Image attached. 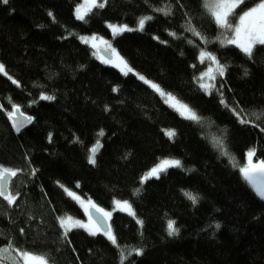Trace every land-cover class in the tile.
<instances>
[{
  "label": "trees",
  "instance_id": "obj_1",
  "mask_svg": "<svg viewBox=\"0 0 264 264\" xmlns=\"http://www.w3.org/2000/svg\"><path fill=\"white\" fill-rule=\"evenodd\" d=\"M80 1L0 0L6 72H0V166L18 173L9 181L15 204L0 197V247L12 241L50 264H264V200L239 171L249 149L264 160V117L252 115L264 110V45L249 59L226 44L232 33L216 25L206 0H100L105 7H93L84 21L75 17ZM257 2L248 0L242 10ZM146 16L152 19L143 31L112 36L107 26L135 29ZM89 34L111 39L136 73L187 104L199 120L184 119L137 75L96 58L79 39ZM202 50L226 66L212 94L196 80L206 65L198 59ZM13 105L31 117L19 132L8 116ZM237 112L248 123H240ZM166 157L181 160L183 168L141 183ZM63 187L104 210L115 200L130 203L134 215L113 211L108 220L116 246L101 233L64 229L60 219L85 215ZM186 192L199 202L193 205ZM169 221L179 229L175 236L168 235ZM13 261L5 264H20Z\"/></svg>",
  "mask_w": 264,
  "mask_h": 264
},
{
  "label": "snow or ice",
  "instance_id": "obj_2",
  "mask_svg": "<svg viewBox=\"0 0 264 264\" xmlns=\"http://www.w3.org/2000/svg\"><path fill=\"white\" fill-rule=\"evenodd\" d=\"M3 3L7 4L8 0H2ZM248 0H212V2L206 5L209 8L210 14L214 19L216 25L221 29L230 30L232 35L226 40V44L235 45L240 49L249 59L254 58L255 55V46L264 45V0H258L252 7L248 8L246 11L242 10V6L246 5ZM93 7L104 8L105 3H95L93 0ZM237 9H241V11H237ZM163 11V10H161ZM165 14H171L169 12H165ZM51 16L52 14L49 13ZM238 17V23L233 24L231 18ZM76 19L84 21L85 15L81 13L80 9L76 10ZM151 16H146L140 18L138 20L137 28L133 29L127 25H108L111 29L113 36H118L128 31H143L145 24L147 21L151 20ZM193 34L200 36L201 33L193 30ZM175 35V34H172ZM83 39V38H82ZM94 40L95 37H92ZM85 43L88 41L84 39ZM101 43H105L107 46L105 48V52L111 53V55L105 59L104 63H111L114 67H120L121 71L124 75H128L132 73L137 75V77L143 81L145 84L149 85L156 93H158L162 98H165V102L167 101H175L174 104L170 106L173 107L177 113L183 117L184 119L198 121L199 117L193 112L188 105L181 102L177 97H175L171 93H167L163 90L158 84L155 82H150L141 74L135 73L134 70L128 65V63L117 53L116 49L112 47L111 44H107L106 41H101ZM93 47H96L94 44ZM201 63H204L206 60L210 62L211 65L215 66L213 70L212 67H209L207 73L201 74L200 77H197V83L199 88L202 91H205L206 94H212L213 89L215 88V78L216 76H224L226 71V66L219 63L217 57L211 52L202 50L199 53L198 57ZM126 69V71H125ZM4 70V66L0 64V72ZM247 71L245 75H247ZM205 77H207V82H205ZM14 84L15 80L12 81ZM116 91V89H114ZM41 100H52L54 97L41 95ZM221 103H224L221 100ZM235 112V110H234ZM23 117L24 114L20 112L18 106L13 105L12 110L8 112L9 119H13L16 114ZM239 117L240 123H248V120L240 117L239 113H235ZM257 120L264 117V110L259 111L258 113L252 114ZM27 123H31V117H24L23 119H15L13 126L17 131H20ZM101 135L103 133L101 132ZM166 135L169 139H173L175 136L174 130H169L166 132ZM99 143V141H97ZM217 146L224 148L221 142L217 141ZM97 149L93 147L91 149V154L88 156V163L95 165L96 158L95 153ZM222 155L229 156L231 160H235L234 157H231L230 154L224 149L221 153ZM255 156V151L249 150L246 153V165L239 167V171L242 175V178L252 186L257 196L264 200V160H258L253 162V157ZM169 168H183V163L179 159H163L159 164L149 170L145 177L142 178L141 183L144 180L155 177L159 178L161 173H166ZM18 175L17 171L12 170L6 166H0V197L3 198L4 201L7 202L8 206H13L17 201V195H13L9 191V181ZM33 175H35V170L33 171ZM139 192V189H137ZM69 196L72 195L71 192L68 193ZM187 199H189L193 205H196L199 202V197L192 193H185ZM89 203V208L85 209V212L88 214L89 223L84 224L80 221H73V226L76 228H84L89 231V234L92 236L97 235V233H102L107 240L113 245L116 246L118 244V238L113 233L111 227L107 224V221L111 218L112 213L110 211H105L103 208L98 207L96 204ZM116 204L119 206L120 210L127 209L129 215H134L132 211L131 205L128 201H117ZM93 212L95 215H93ZM61 225L65 223V221H60ZM137 223H142V221H137ZM219 227V225H217ZM68 231H71L69 229ZM167 231L169 236H175L178 234L179 229L176 227L174 221H169L167 225ZM24 229H21V234H23ZM67 235V233H65ZM10 252H15L17 260L20 264H50L47 257L43 255L34 254L28 250L18 249L13 246V242L9 241L6 247H0V264H5L7 254ZM136 255H142L143 250L137 249L135 250ZM123 255V254H122ZM121 264H124L123 259H121Z\"/></svg>",
  "mask_w": 264,
  "mask_h": 264
},
{
  "label": "rangeland",
  "instance_id": "obj_3",
  "mask_svg": "<svg viewBox=\"0 0 264 264\" xmlns=\"http://www.w3.org/2000/svg\"><path fill=\"white\" fill-rule=\"evenodd\" d=\"M100 0H95V3H99ZM212 2V0H206V4H210ZM93 8V0H81L78 5L76 6L75 8V17H76V10L77 9H80L81 13L82 14H87L91 9ZM209 10V8H208ZM210 12V11H209ZM110 25V24H107V26ZM112 25H119V24H112ZM128 26V25H127ZM109 28V27H108ZM131 28V27H130ZM110 29V28H109ZM111 31V29H110ZM111 35L113 36L112 32H111ZM92 37H95V39L93 40ZM83 38V39H82ZM79 39L83 42L84 39H86L88 42L86 43L87 45H89L91 48H92V52H93V55L98 58L100 61H104L105 59L98 53V49L99 48H102V49H105L106 48V44L105 43H101V41H106L107 44H111L112 45V42H111V39H107V38H103V37H99L95 34H89V35H83V36H80ZM85 43V42H84ZM96 45V47H93V45ZM112 47L114 48V46L112 45ZM117 51V50H116ZM118 53V52H117ZM119 54V53H118ZM206 62V65L203 67V71L201 74L203 73H207L208 70H209V67H212L213 70L215 69V66L214 65H211L209 61H205ZM104 63V62H103ZM1 64V63H0ZM107 65H110L112 67H114L111 63H105ZM116 69H118L121 73V68L120 67H114ZM132 68V67H131ZM133 69V68H132ZM134 70V69H133ZM126 71V69H125ZM3 72H5V70H3ZM134 72L136 73V71L134 70ZM6 73V72H5ZM200 74V76H201ZM199 76V77H200ZM150 81V80H149ZM150 82H153V81H150ZM205 82H207V77H205ZM165 102V98H162ZM168 106H170L171 104H174L175 101H167L165 102ZM185 104V103H184ZM187 105V104H186ZM171 107V106H170ZM189 107V106H188ZM173 108V107H172ZM193 112L194 110L189 107ZM249 150H253V149H249ZM248 150V151H249ZM247 151V152H248ZM246 152V153H247ZM168 159H177V158H172V157H166ZM165 159V158H163ZM163 159L159 160L155 165H153L152 167H150L142 176L145 177L146 174L149 172L150 169H152L153 167H155L157 164H159ZM258 160H255L254 157H253V162H256ZM246 165V158H245V162L242 166H245ZM249 186L252 188V186L249 184ZM63 189L65 190V192L68 194L69 192L72 193V195L70 196L72 199H74L77 204L80 206V208L82 209L83 213H84V218H81V219H78V218H73V217H67L64 221L65 223L63 224L64 225V229L68 230L70 228H76L73 226V221H80L81 223H84V224H88L89 223V217H88V214L85 212V209L89 208V201H91L90 199L88 198H85L83 196H81L80 194H78L76 191L72 190V189H69V188H66V187H63ZM253 189V188H252ZM254 190V189H253ZM69 196V194H68ZM119 201V200H115L113 202V207L111 210H105V211H110L111 213H113V211H122V212H125V213H129L127 209L125 210H120L119 206L116 204V202ZM92 203H94L93 201H91ZM120 202H123V201H120ZM95 204V203H94ZM130 204V203H129ZM132 208V207H131ZM63 220V219H60V221ZM83 230H85L86 232L89 233L88 230L84 229V228H81ZM15 253L13 252V254L10 252L9 254H7V259H10V260H14L13 262H17V258H15Z\"/></svg>",
  "mask_w": 264,
  "mask_h": 264
},
{
  "label": "water",
  "instance_id": "obj_4",
  "mask_svg": "<svg viewBox=\"0 0 264 264\" xmlns=\"http://www.w3.org/2000/svg\"><path fill=\"white\" fill-rule=\"evenodd\" d=\"M98 52H99V54L103 57V58H105V59H107L111 54L109 53V52H105V49H102V48H99L98 49ZM24 117H27L26 115H24L23 117H21V116H19V114L17 113L16 114V116L15 117H13V119H10V121H11V123H12V126H13V123H14V120L15 119H23ZM28 124V123H27ZM13 128H14V130L15 131H17L16 130V128L13 126ZM24 128V127H23ZM22 128V129H23ZM21 129V130H22ZM20 130V131H21ZM17 132H19V131H17ZM100 147H101V145L98 143V144H96V146H95V148L97 149V151H96V153H95V155L97 154V152L100 150ZM91 165V164H90ZM93 215H95V213L93 212ZM107 224L109 225V221H107ZM110 226V225H109ZM102 234V233H101Z\"/></svg>",
  "mask_w": 264,
  "mask_h": 264
}]
</instances>
